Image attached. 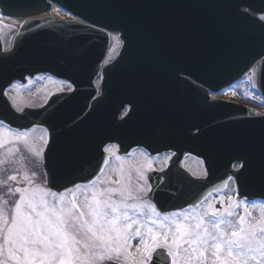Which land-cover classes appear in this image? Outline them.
I'll list each match as a JSON object with an SVG mask.
<instances>
[{
    "label": "water",
    "instance_id": "water-1",
    "mask_svg": "<svg viewBox=\"0 0 264 264\" xmlns=\"http://www.w3.org/2000/svg\"><path fill=\"white\" fill-rule=\"evenodd\" d=\"M48 1L93 26L120 34L122 47L118 57L101 70L102 97L97 104L110 103L104 108L103 117L115 126L116 139L109 141L116 140L121 153L137 145L147 147L151 153L160 152L162 149H151L149 144L154 145L163 137L171 144L169 149L177 156L162 180L174 182L173 186L168 188L164 184L158 196L151 197L162 211L199 203L207 194L219 190L223 180L228 182L229 176L233 177L239 199L264 200V117L246 119L242 108L205 100V89L212 92L226 89L260 60L259 84L264 98V23L258 18L264 15V0H0V12L8 17H36L49 10ZM184 25L185 30L181 29ZM64 43L71 49L69 52L61 49ZM191 43H195V48ZM107 45L108 38L103 32L44 18L25 24L12 53L0 52V120L12 128L27 129L37 125L51 131L52 140L45 153L43 170L47 187L53 191L64 192L77 184H85L99 171L101 160L82 158L84 148H78L79 125L87 136L85 141L90 140V133L93 140L98 138V131L91 122L94 114L83 115L79 123L68 124L61 120L64 111L71 112L70 120L80 119L88 99L76 102L78 110L75 113L67 104L69 100L54 98L42 111H28L17 116L2 93L10 83L26 75L48 73L71 83H85L90 95L93 93L90 83L97 74ZM79 52L85 56V70L73 66L68 57ZM191 80L200 85L198 93L202 97L197 93V105L203 115L210 109L224 106L225 149L212 147L208 141V135H212L204 132L206 130L199 129V133L193 135L184 129L165 130L160 124L147 144L130 141V129L126 124L131 116L125 121H116L117 111L112 106L117 105L119 111L126 102L117 98L115 90L122 89L130 100L136 92L141 94L143 90L156 88L157 83H179L183 87V83H191ZM111 83H116L117 88ZM77 92L76 86L73 96L79 97ZM58 114L60 117L56 116ZM107 138L102 135L101 143L95 142V149L103 147ZM179 141L181 148L173 145ZM214 143L219 144L218 140ZM70 148L72 150H68ZM67 150L73 151V156H68ZM183 153L193 154L204 162L208 172L206 181L193 180L177 172ZM234 163L244 167L235 172L232 170ZM163 192L176 195H171L170 199L168 195L165 199ZM152 264L159 263L155 260Z\"/></svg>",
    "mask_w": 264,
    "mask_h": 264
},
{
    "label": "snow or ice",
    "instance_id": "snow-or-ice-1",
    "mask_svg": "<svg viewBox=\"0 0 264 264\" xmlns=\"http://www.w3.org/2000/svg\"><path fill=\"white\" fill-rule=\"evenodd\" d=\"M46 133L39 137L45 145ZM21 143L29 147L28 133L0 127V264H152L154 256H164L165 264H264V204L232 195L213 202L209 193L190 209L164 212L150 196L152 161L141 153L145 162L133 163L115 145L104 148L119 162L115 180L109 176L104 188L92 181L53 191L36 182L35 171L14 167L18 146L3 151Z\"/></svg>",
    "mask_w": 264,
    "mask_h": 264
},
{
    "label": "flooded vegetation",
    "instance_id": "flooded-vegetation-1",
    "mask_svg": "<svg viewBox=\"0 0 264 264\" xmlns=\"http://www.w3.org/2000/svg\"><path fill=\"white\" fill-rule=\"evenodd\" d=\"M0 24H3L4 26L2 28H0V36H2V40L5 41V39H9L11 40L12 37L15 35L16 30L14 27L9 26L4 24L3 22L0 21ZM26 83L23 84H14L12 86L11 89L14 88V90L16 91V94L13 95L14 98H17L19 101H22L23 104L25 103L26 105H23L20 110H22L23 108H31L33 110H39L41 108H43L47 102L54 96L57 94H68L65 97H63V99L69 100L70 102H68L67 104L70 106V108H72V111L77 110V105L76 102L79 101H85V99H88L87 105L85 107V110L81 113L82 116L80 119H78L77 121L72 118L71 120L68 119L66 120V122L68 124H73L75 122H81L83 115H87V113L91 114L93 113L94 116L91 117L92 120V124L94 125L95 131H98L97 136H98V140H96V138H94L93 140V135L92 133L89 134L90 135V140L87 142L85 141V137L84 135H82L80 138V143L79 146L84 148V157H86L87 159H89V161H92L93 158H96L97 156H101V149L98 151V154L96 152L95 149V142L98 141L99 143L101 142V132H100V128L102 126V117H101V108L102 106L97 104L98 101L100 99V83H93L94 86V91L93 94H88V92L86 91V87H85V83L79 85L78 87V92L77 94L79 95V97L73 96L71 94H73L75 91L73 90V87L71 85V83H57L55 81H53L52 79L48 78V77H36L34 79H27ZM23 93L26 94V97L29 95L30 98L25 99V96L22 95ZM86 95L88 98H86ZM23 96V97H22ZM22 97V99H20ZM28 100V101H26ZM26 101V102H25ZM72 104V107H71ZM67 105V106H68ZM19 110V111H20ZM69 112V111H66ZM127 112V110H125L123 112V115H125V113ZM85 113V114H84ZM178 118L177 114H173V113H169L166 118L164 119V129L166 130H173L174 131V124H175V119ZM71 121V122H69ZM29 133H33L30 139V143L32 144V151H29V148H26L25 146H23L22 150V157L23 159H20L21 157V153L20 151L15 153L14 158L19 162L17 165H15L14 167H20V164L23 163L24 169H30L29 172L35 171L38 175V179H37V183H42L44 184V176L42 175V166H43V153L45 151V147L46 145L44 144L43 140L39 139V137L41 136H45V130L42 128H34L31 129ZM114 133H116V128L114 129ZM169 133V132H168ZM96 137V135H94ZM46 138L47 141L48 139V135L46 133ZM93 141H94V146H93ZM116 141V140H115ZM116 146V151H117V145L113 144ZM112 146V145H110ZM109 146V147H110ZM86 147V148H85ZM41 149H43V153H42V159L40 157H37L34 155L35 151H40ZM86 149V150H85ZM93 149V150H92ZM4 151V150H3ZM5 154H7V151H4ZM139 152L143 153L142 151H135L132 152L131 155H129L128 160L132 158L133 155L138 154ZM145 154V153H143ZM110 155V154H109ZM147 156V158L152 161V168L153 171H163L166 169V167L168 166V163L172 157L171 154H163L161 156H155V157H149L147 154H145ZM73 156V155H72ZM189 160L184 161V165L187 164ZM119 162L115 161L113 157L110 156L109 159V165L112 166V164H114V167L117 166ZM114 167H113V174L115 176V172H114ZM125 167L127 168V165H125ZM11 171V169L9 168V172ZM151 171V172H153ZM150 173V172H148ZM147 173V175H148ZM7 174V173H6ZM102 179V178H101ZM100 180L96 181V186L99 185ZM21 187H23L24 185L21 184ZM115 186V185H113ZM90 195V193H89ZM9 198L10 200L14 201L17 197H6ZM210 200H212L213 202L216 201V199L214 197H210ZM218 207H220V205L218 204ZM136 242L133 241V244H135Z\"/></svg>",
    "mask_w": 264,
    "mask_h": 264
},
{
    "label": "rangeland",
    "instance_id": "rangeland-1",
    "mask_svg": "<svg viewBox=\"0 0 264 264\" xmlns=\"http://www.w3.org/2000/svg\"><path fill=\"white\" fill-rule=\"evenodd\" d=\"M5 44H6V48L7 47H9V44H10V42H9V39L7 38V39H5ZM111 46L113 47V48H115L114 50H113V52H112V54H114L115 52H116V50H117V47H118V44H117V42L112 38L111 39ZM14 89V88H13ZM12 89V90H13ZM14 94H16V91L15 90H13L12 92H10V94H9V96H10V100H11V103H12V105L15 107V108H17V109H20L23 105H26L25 103L23 104V102L22 101H19V99H18V96H17V98H14L13 97V95ZM22 95H24L25 96V99H27V98H30V96L28 95L27 97H26V94L25 93H23ZM23 97V96H22ZM22 97L20 98V99H22ZM26 101H28V100H26ZM25 101V102H26ZM4 128V127H3ZM5 129V128H4ZM19 147V149H20V153H21V157H20V159H23V157H22V146H21V144H19V145H16V144H13V145H6V147H5V149H6V151H7V149H8V147H13V148H15V147ZM141 152H139L138 154H136L135 155V163L136 164H139V163H142V162H145V161H143V158L141 157ZM23 164V163H22ZM191 165L192 164H190V167H191ZM114 167V166H113ZM113 167H111V168H109L110 169V173H108V171H109V169L107 170V172H106V174L103 176V178L99 181V185H97V187H99V188H104L105 186H106V182H107V179H108V177L109 176H111L112 177V179L113 180H115L116 179V175L114 176V174L112 173V171H113ZM24 170H27V171H29L30 169H24ZM193 173H195L196 174V172H193ZM107 177V178H106ZM101 181H104V183H102ZM234 194H235V191H234V188H233V186H229L228 187V189H226V191H225V193H222V194H219V195H216L215 196V198H217V199H219V197L220 196H225V197H227L228 195H232V196H234ZM225 203H227V200H225ZM256 205H259V204H256ZM254 215H256V216H258V212H254Z\"/></svg>",
    "mask_w": 264,
    "mask_h": 264
},
{
    "label": "bare ground",
    "instance_id": "bare-ground-1",
    "mask_svg": "<svg viewBox=\"0 0 264 264\" xmlns=\"http://www.w3.org/2000/svg\"><path fill=\"white\" fill-rule=\"evenodd\" d=\"M24 19L23 18H10L7 19L6 22L11 25V26H20L23 23Z\"/></svg>",
    "mask_w": 264,
    "mask_h": 264
}]
</instances>
